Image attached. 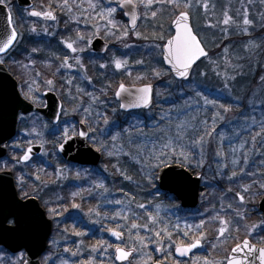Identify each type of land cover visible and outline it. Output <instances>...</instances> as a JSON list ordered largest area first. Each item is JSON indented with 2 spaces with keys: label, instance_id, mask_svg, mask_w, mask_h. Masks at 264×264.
Segmentation results:
<instances>
[{
  "label": "snow or ice",
  "instance_id": "6c2138e0",
  "mask_svg": "<svg viewBox=\"0 0 264 264\" xmlns=\"http://www.w3.org/2000/svg\"><path fill=\"white\" fill-rule=\"evenodd\" d=\"M259 2L264 5V0H259ZM113 3L115 6H112ZM253 4L254 0H246V3L241 0V7L237 10L236 16L230 14V7H226L217 18L215 15L216 6L211 4L210 0H108L107 4H104L102 0H57L55 7L65 13L69 21L76 24L77 27L74 38L69 35L60 41L70 54H65L62 58L56 56L55 59L59 61V64L54 69L53 62H46V67L52 69L53 77L59 74L62 69H72L75 65L85 73L83 78L91 83L92 80L87 76L83 58L78 54L85 52L92 44L93 39L100 36L101 32L106 37L116 39L126 49L135 46L130 42L131 36L137 40H151L149 55L155 58V63L151 67L152 76L154 78L169 77V83H175L181 95L185 90L194 93L190 100L184 101V105L180 106L178 111L191 108L193 104H196L199 106L198 111L203 113L202 115L186 113L183 119L175 122L169 117L168 126L158 130L160 133L158 146L156 142H153L151 148L145 151L146 145H136L135 155L132 151H123V144L119 145V150H116L115 144L110 147L99 140L98 136L103 135V132L100 131L99 121L93 124L86 115L85 119L81 121L87 124L86 129L79 131H70L69 127L53 129L52 135L54 136H59L62 133V138L58 141V151L64 152L66 146L70 149V141L79 136L90 142L97 153H103L109 158L116 157L117 162L112 167L124 180L140 183L134 181L133 177L120 167L118 159L120 152L131 157L136 164L140 165L142 180L147 186L155 187L157 181H165L179 186L192 181V176L189 173H195L197 181L204 179L202 170L206 164L205 153L209 146L215 144L212 152L214 159L219 158L215 160L217 174L222 180L231 182L238 189L232 198H238L236 207H233V204L229 202L225 209L224 197H221V211L214 212L207 221L201 219L195 225L185 224L183 230L179 223L170 225L165 222L160 215L159 204L152 205L156 209L155 213L149 211V206L144 203L135 205L136 208L143 210L142 214L132 212L131 205L136 198L131 196L125 205L131 216L124 214L123 210L115 212L112 216L105 215L106 219L117 221L115 227H109L106 230L121 243L113 245L107 240H98L88 249V258L81 259L78 264H97L96 256L93 255L97 252H101L106 257L107 264H116L117 261L121 264H125V262L126 264H165V261L170 258L171 264H256L257 260L259 264H264V220L252 225L243 223L248 219V209L241 210V207L245 203L251 202L255 196H264V172L260 173L258 179H252L251 183H243L245 177L257 176V173L248 169L250 155L264 156V152L259 151V149H264V110H262L259 119L253 114L257 106H264V76L260 77L259 91L252 90L245 100L239 96H233L234 82L237 76L242 73L239 71L241 65L230 57L232 35L250 38L243 43L244 49L249 53L264 46V39L257 42L253 36L252 29L257 24L256 20L250 18V8ZM0 6L7 10L6 24L0 28V65H2L5 63V55L14 50L22 39V34L17 31L14 25L9 0H0ZM52 7L51 3L47 6L41 5V10H36L33 7L28 10L27 15L44 21H57V15ZM118 11L127 18V23L117 19ZM210 11L212 15H209ZM194 16L197 21L203 17L205 29L219 32V40L229 41L221 49L219 58L210 55L209 43H212L214 47H220V44L208 41L206 37L201 36L200 31L197 30V24L193 23ZM258 16L259 25L264 28V12L259 13ZM166 17L170 21L169 27L172 31L165 30L164 20ZM80 24L84 25L83 29L79 27ZM147 25H151L153 29L150 36L140 30L141 26ZM30 31L37 32L35 23ZM43 32L50 34L47 26L43 28ZM39 51V48L31 49V53ZM27 59L28 63L23 61H14V63L22 69L35 70L36 60L32 58L31 54ZM234 59L238 61L242 57L236 56ZM70 60L74 63H70ZM135 63L144 65L145 61L137 59ZM110 64L114 65L116 70H124L128 77H132L128 59L119 58L113 53L110 62L101 63L99 67L107 69ZM163 65H167V67H163ZM205 68L209 70H204ZM230 70L232 74H230ZM209 71L219 78L221 82L219 90L232 97L236 101L235 103L212 98L203 91V87H206L203 81L209 78ZM135 79L140 81L146 77L137 76ZM25 83L27 88H22L20 97H16L14 100H10L0 93V149H8L11 154L10 160H4L0 164V172L3 173H12L15 169L27 165L32 159L34 139L42 135L40 131H37L36 121L33 120L32 127L22 129V139H12L13 132L5 126L3 120L5 112L13 104L19 106L21 97L24 101L39 106L42 101L37 95L38 87H35L39 83L45 84L50 91L56 89L55 79L43 78V74L38 71L35 72V76H30ZM66 83L72 85V79L66 80ZM77 91L84 90L77 88ZM100 91L102 95L107 94L103 88ZM87 95L93 102L100 99L93 93H87ZM68 96L70 99H75L71 88L68 90ZM115 97L120 101V108H148L153 101V87L151 83L137 87L135 83L126 85L121 81L118 90L115 91ZM249 109L252 111H248ZM90 110L91 105L83 111L90 113ZM234 110H236L235 117L230 115ZM101 118L105 125L109 123L106 115ZM12 119L13 122L25 123L27 118L12 108ZM235 120L241 122V131H234V135L241 136L242 132H247V136L242 137L238 145L229 143L228 150L225 151L224 142L231 138L218 132L217 128L221 124L234 123ZM56 122L59 123V118ZM43 127L46 128L47 125L45 124ZM117 136H112L111 139L116 141ZM28 137L32 138L28 139ZM5 140L11 142L5 143ZM44 143L41 140L40 146L44 147ZM261 163L264 164V160H261ZM58 173L62 174L63 169H58ZM76 175L79 177L80 173L77 172ZM36 179H40L39 175L36 176ZM3 184L10 185V179L0 177V185ZM17 184L23 193L21 200H35L39 196L38 190L30 194L25 189L24 175H17ZM253 186H256L257 191H252ZM95 188L103 190L101 195L108 192V188L103 182L95 183ZM231 192H233V187H228L226 193ZM80 194L75 192L72 195L76 197ZM44 203L47 207L48 217L59 228L60 224L56 217L62 215V212L55 207H48V201ZM109 203L125 204V201L115 200L109 201ZM71 206L77 209L81 208V205L75 202ZM86 215L91 223H97L98 221L93 220L92 217H100L101 212L96 208H90ZM142 215L145 219L140 222ZM229 216L232 218L230 219ZM209 221L218 225L216 242H210L212 249L226 243L229 238L239 241V237L233 236L232 233H239L242 227L246 230L248 237H252L257 229H260L261 233L256 237L257 243H253L252 239H243L235 243L230 253L223 259H216L210 255L201 257L195 255L194 250L204 247L207 240L205 225ZM47 227H51V225L47 224L44 214L40 213L38 208L20 203L15 199V196L7 206H0V264H30V261L25 258V251L21 249L26 246L28 241L34 239L39 231ZM63 231L67 233L68 228L65 227ZM72 232L77 237L87 235L85 231L77 230L76 224H73ZM8 239L15 244V247H12V255H8V250L2 247L5 240ZM52 243L57 242L53 240ZM80 244H84V241L81 240ZM109 249H114V251L109 253ZM64 251L67 252L69 249L65 248ZM153 252L159 253V258L154 259ZM72 255L82 256L83 251L78 248L72 252ZM183 257L189 259L181 260L180 258ZM50 259V255H45L39 264H49ZM100 264H104V262L101 261Z\"/></svg>",
  "mask_w": 264,
  "mask_h": 264
},
{
  "label": "rangeland",
  "instance_id": "374dc122",
  "mask_svg": "<svg viewBox=\"0 0 264 264\" xmlns=\"http://www.w3.org/2000/svg\"><path fill=\"white\" fill-rule=\"evenodd\" d=\"M11 2V0H9ZM104 4L108 3V0H102ZM246 3V0H244ZM12 3V2H11ZM211 4H214L215 7V15L217 18H219L220 14L226 7H230L231 12L230 14L236 16L237 10L240 9L241 7V0H210ZM112 6H115V3H113ZM264 12V5H261L259 0H254L253 6L250 8V18L254 19L257 21V24L254 29H252L253 36L256 38L257 42H260L261 39H264V28H261L259 25V16L258 14ZM18 14V12H16ZM118 14V12H117ZM116 14V16H117ZM209 15H212V12L210 11ZM67 16V15H66ZM25 17V16H24ZM23 17V18H24ZM68 17V16H67ZM22 18V20H23ZM239 18V17H237ZM22 20L18 17L17 18V25L19 29L21 30V33L23 34L22 39L20 40L17 48L22 49L20 45L23 43L24 39V33L27 34V26L28 24L26 22H22ZM193 23L197 24V30L200 31L201 36H204L207 38L208 41H215L220 44V47H214L212 43H209V50L212 51V54L215 58H219L221 55V49L223 48L224 45L228 44L229 41L227 40H219V32L213 29H205L203 27L204 20L203 17L199 19V21L196 20L195 16L193 17ZM170 21L167 19V17L164 20V27L166 31H171V28L169 27ZM40 31V27L37 26ZM44 28V27H42ZM140 30L145 34V35H151L153 29L151 25L147 26H141ZM29 32V31H28ZM215 32V35L213 33ZM103 33V32H101ZM257 33V34H256ZM106 37V36H105ZM250 38L247 36H241V35H232L231 36V48H230V57L233 58L234 62L238 63L241 65L239 68V71L242 73V75L237 76L236 81L234 82L233 85V96H239L241 97L242 100H245L247 98V95L252 91V90H257L259 91L260 89V77L264 76V46H262L259 49H254L252 53L247 52L244 47L243 43L248 41ZM130 42L136 43V42H142L143 43V48H144V55L147 58L145 60V64L143 65L144 73L145 75L151 74V67L155 63L152 61V56L148 55L151 51L150 45L152 44L151 40H137L135 39L134 36L130 37ZM162 43V42H161ZM64 47V45H62ZM65 50L68 51L70 54L69 50L64 47ZM146 49V50H145ZM146 51L148 54H146ZM15 59L13 58V61H23V58L20 55L21 54L18 51H15ZM239 56L242 57V59L235 61V57ZM124 59V58H123ZM155 59V58H154ZM249 59L248 65L251 64L249 67L246 65L245 60ZM130 59H128L129 61ZM255 60V62H254ZM70 63H74V61H69ZM130 62V61H129ZM114 66V65H113ZM22 69V68H21ZM67 78L72 79V85H68L69 88L72 90V95L75 97V99H70L68 96V90H65L64 92H59L65 99V101L68 102L69 105L72 104V101L77 100V88L79 86L83 87L84 83H88V81H85L84 77V72L82 70H79L75 65L72 69H64ZM122 71V70H121ZM124 71V70H123ZM210 72V71H209ZM211 78L214 82L212 85L217 84V87H203V91L206 92L210 97L212 98H219L221 101H227L229 103H235L232 99V97H229L225 93H222L219 89L221 87V82L219 78L215 77L211 72L209 73ZM230 74H232L230 70ZM75 77V79H73ZM153 77V76H152ZM78 79V80H76ZM159 80L160 84L162 81L166 82V84L170 85L169 88L167 87H160V90L157 91L155 94L156 98V105L155 109L150 110L148 112H145L141 115H138L136 118L135 117H130V116H123L119 117L120 113L118 110L114 108V106H111L110 103L105 102L104 100L99 99V101L93 102L91 98L89 97V102L85 106V108H88L89 105H91V110L90 113H85L83 110L79 111L80 115L82 116V119H85V116L87 115L89 120L95 124L96 121H99L100 124V131L103 132L102 136H98L99 140H102L104 143L108 144L110 147L111 145L115 144L117 146L116 150H119V145L123 144L124 149L123 151H132L133 155L136 153V145H146L145 151H148L151 148V145L153 142L157 143V146L159 144L158 141V136L160 135L159 129L165 128L168 126L169 123V117L173 122L181 120L185 117L186 113H193L196 115H202L203 113L198 111L199 106L196 104H193L191 108H184L183 111H178V108L180 106L184 105L185 100H190L192 95L194 93H191L188 90H185L184 96H181L180 91L177 88V85L175 83H169V77H162V78H155ZM243 79V80H240ZM77 81V82H76ZM145 81V80H144ZM204 83V81H203ZM219 86V87H218ZM35 87H38V92L37 95H41L40 91V85H35ZM47 87V86H46ZM164 89V90H163ZM183 97L184 99H179L177 100V96ZM41 99V98H40ZM42 101V99H41ZM115 109V111H114ZM262 110H264V106H257L256 109L254 110L253 114L259 119L262 114ZM248 111H252L249 109ZM110 112L111 116H109ZM106 115L109 123L105 125L102 120V116ZM231 116L235 117L236 116V110H234L233 113L230 114ZM162 117H165V119H162ZM36 121V127L37 131L41 132V137L35 138L33 144H38L41 145V140H43L44 143V151L43 154L41 155V161L39 162L42 166H49L48 171L44 172L45 174L49 172V175L51 179H53V182L47 181V183L41 184L40 189L38 191H41L39 193V198H43V201H48V206L49 207H55L57 210H59V202L62 200V196L60 195V192H62V188L66 187L64 189H67L66 191L70 192L71 194L75 192L81 193L82 191H87L90 189V191H95L96 194L91 195L95 196L97 199V206L96 209L101 212L100 217H95L93 216V220H97V223H91L89 220L88 216L86 213L88 212H81L79 209L76 208L77 211V223H78V228L79 230L85 229V232L87 235L90 232V229H99L100 224L102 222H106L105 220H110L106 219L105 215L107 216H112L115 214L117 211H122L124 214H128L131 216V213L128 212V209L125 207L127 205L128 200L130 199L131 195L126 196L125 193L122 195H118L116 193H111V189L108 186V183L105 182L107 178H114L116 176H120L116 170L112 167L113 164L117 162V158H109L106 155L103 154L104 156V162L102 165L98 168V175L89 173V172H81L80 169H77L75 167L69 166V165H63L62 163L59 162V159L57 158V155L53 149L55 146V143L59 141L62 137V133L59 136H54L52 135L53 129H60L62 127H69L70 131H74V120L72 119V109L65 111L61 124L58 126H51L47 124V122L41 117H30L26 119L25 123H21V131L20 134L18 135V139L23 138V131L22 129L25 127H32V121ZM240 121L235 120L234 123L230 124H221L218 126L217 131L224 133L227 137H230V140H225V151L228 150V144L231 143L232 145H238L239 142L241 141L242 137L247 136V132H242L241 136H235L234 131H241L240 129ZM47 125V127H43V125ZM122 125V129L120 128ZM118 134V136H117ZM112 136H117V140L113 141L111 139ZM32 137H28V139H31ZM58 138V139H56ZM53 139V140H50ZM56 141V142H53ZM131 142V143H130ZM215 147V144L209 146L205 153V158H206V164L204 169L202 170V174L204 176V179L202 180V188L205 187L207 190V193L205 197H201V206H202V212L199 210L197 211L196 215H207V219L209 218L210 215H212L214 212H219L221 211V197H224L223 204L226 206L229 202L233 204V207L237 206V200L232 199L234 197L235 191L238 189L231 183L228 182L227 180H222L220 176L217 174L216 171V163L215 160L219 158L213 157V152L212 149ZM259 151L264 152V149H259ZM239 155V153H237ZM119 165L121 168L125 169L129 175L133 177L134 181H139L140 183H133L128 180H124L125 184L128 182L129 184L132 185L133 192L135 193H143V192H148L153 194L149 199L143 200V202L138 201V199H135L131 205L132 212L134 213H143L142 209H138L135 207L137 203H144L149 206V211H152L155 213L156 209L152 207V205L159 204L160 205V215L163 217L165 222L167 223H173L174 222L179 223V224H188L189 222L186 220L185 216L183 217L180 214V211L178 210L179 207L175 204H173L172 201H168L167 198L161 195V193L158 192V188L155 187H150L147 186L144 181L142 180V173L140 172V165L136 164L135 161L129 157L123 155V152H120L119 156ZM261 160H264V156L262 155H250L249 162H248V169L257 173L256 177H245V180L243 183H251L252 179H258L260 177V173L264 172V164L261 163ZM105 163V164H104ZM41 165H36L34 166H29L24 168L22 167L21 173L28 172L29 169H33L36 173L37 170H43V168H40L39 166ZM58 169H63V173H58ZM200 171V170H198ZM79 172L80 176L78 177L76 173ZM96 173V172H95ZM91 178L89 177H93ZM33 180L37 181L36 178L32 177ZM103 182L108 188L107 193H101L103 192L102 189H97L95 188V183ZM123 184V181H122ZM228 187H233V192L231 193H226V189ZM127 188H130L127 186ZM89 191V192H90ZM252 191L255 192L257 191L256 186H253ZM204 193V192H203ZM73 197V195H71ZM50 196V197H49ZM90 196V197H91ZM141 196V195H140ZM259 195L255 196L254 199L251 202L245 203L242 207L241 210L243 211L244 208L248 209V214L251 211L254 210V207L251 208L255 204V207L257 206V203L259 201V198H257ZM49 197V198H48ZM115 200H124L125 204H115V203H109V201H115ZM45 204V203H44ZM80 211V212H79ZM230 212V210H228ZM104 212V213H103ZM105 212L112 213L111 215H108ZM74 217L75 216H71ZM231 219L232 217L229 216ZM57 222H59L60 227L56 228L57 229V235L53 237L52 241L55 240L57 243L53 244L51 239H50V249L49 252L46 253L45 255H50L51 259L49 260V264H64V262H67V264H78V262L81 259H87L89 256V247L86 246L85 244H80V241L83 240L82 238L84 237H77L75 235H69L70 230H72L73 224H76V222H72L71 225H69L68 232L65 233L63 229L66 226L65 224L68 223V219L66 216L59 215L56 217ZM114 221V220H110ZM123 223V221H121ZM211 224H214V222H209ZM67 248L69 251H64V249ZM81 249L83 251V255H77L73 256L72 252L76 251L77 249ZM11 255V254H8ZM44 255V256H45ZM98 255V252L96 253ZM95 255V256H96ZM43 256V257H44ZM42 257V259H43ZM41 259V260H42Z\"/></svg>",
  "mask_w": 264,
  "mask_h": 264
},
{
  "label": "flooded vegetation",
  "instance_id": "af4514ba",
  "mask_svg": "<svg viewBox=\"0 0 264 264\" xmlns=\"http://www.w3.org/2000/svg\"><path fill=\"white\" fill-rule=\"evenodd\" d=\"M14 1L15 0H11L10 6L12 8V15L15 18V6H14ZM52 4V10L56 13L57 15V21H44L40 18H36V17H30L27 15L28 10H19L20 12L22 11L23 16H25V19L27 21V35H26V47L24 49H15L14 51H18L21 53V51L24 53V63H28V59L27 57L31 54L32 58L36 60V66H35V70H25V69H21V67L14 63L13 58L15 57V54H9L6 55L5 58V63L2 64L6 70L9 72V74L18 82V89L19 92L21 94V89H26L27 88V84L25 83V81L30 77V76H35V72H41L43 74V78H54L55 82H56V89L55 91H50L48 90V88L46 87L45 84L43 83H39L40 85V91H41V95L40 98L42 99V103L38 106V105H34L31 104L30 102L26 101L27 103H30L31 105L35 106L38 109H44L47 107V93H51L55 96L56 100L61 104V113L59 114L58 118H59V123L57 122H52L50 121L43 113L41 112H29L28 114L25 115L26 118H30V117H42L47 124L51 125V126H58L59 124H61L63 115L65 113V111L67 110H71L72 109V119L74 120V131H79L81 129H86L87 128V124L82 123L81 121L82 119V114L80 115L81 111L85 108V106L88 104L89 102V96L87 95V93H93L95 96H98L101 100H104L105 102H108L111 104V106H114V108L116 110L119 111L120 116L119 117H123V116H130V117H137L138 115H141L145 112H148L149 110H153L155 109V105H156V98H155V94L157 93V91L160 90V87L162 86H166V82L162 81L161 84L158 81L159 85H156L155 83H151L153 86V107L149 110H144L143 108H139V109H123L120 108L119 103L120 101H118V99L115 97V91L118 90V85L119 83L122 81L124 82L126 85H132L133 83H135V85L137 87L139 86H143L144 84V80H140V81H136V77L137 76H147L143 71V65H137L135 63V61L137 59H143L145 58L144 55V48H143V43L142 42H136L133 43L135 46L133 48H124L123 45L118 42L116 39L114 38H110V37H105L104 33H101L100 36H97L93 39L92 44L86 49L85 52H83L82 54H78L81 55L83 58V63L85 65V67L87 68V76L91 77L92 82L91 83H84L83 87L79 86L78 88L83 89L84 91L82 92H77V100L76 101H72V104L69 105L67 101H65L64 97L59 93L64 92L65 90H67L69 88L68 84L66 83L65 78H67V74L65 72L64 69L61 70V72L59 74H57L55 77L52 76V69H49L48 67H46V62L51 61L53 62V69L58 66L59 61H57L55 59L56 56H60L61 58L65 55V54H69L67 50H65V48L62 46L61 44V39L66 38L67 36L71 35L73 36V38L75 37V29L77 27L76 24L72 23L71 21H69V18L66 16L65 13H62L61 11H59L56 7L55 4L57 3V0H33V7L36 10H41V5H49ZM117 19L121 20L123 23H127V18L123 17L119 11L117 14ZM35 23L36 27L39 26L40 27V31L39 28L37 27V32L36 33H32L30 31L32 25ZM139 23V22H138ZM47 26L48 28V33L50 34H45L43 32V28ZM79 27L81 29L84 28L83 24H80ZM29 31V32H28ZM89 33L91 31V28L89 26L88 29ZM96 39H101L103 41V43L106 45L105 48L103 49H97L94 47V41ZM39 48L40 51L38 53H31V49L32 48ZM107 49V51H106ZM115 54L117 57L119 58H124V59H130L129 61V68L132 71V77H128L125 74V71H121V70H116L115 67L110 64L109 68L107 69H101L99 67V65L101 63H109L111 60V56L112 54ZM14 60H16L14 58ZM85 75V73H84ZM22 77V78H21ZM152 77V76H150ZM78 80V79H76ZM87 81V80H85ZM146 81V80H145ZM77 82V81H76ZM110 85V87H109ZM170 85L167 84V88H169ZM104 89L106 91V95H102L101 94V89ZM46 105V106H45ZM80 111V113H79ZM109 116H111L110 112ZM24 115V114H23ZM122 129V125L120 127ZM21 131V123L19 122L18 125V134L14 139H18V135L20 134ZM62 138V137H61ZM75 138H79V136H76ZM58 139V138H56ZM53 140V139H50ZM60 140V139H59ZM11 142V141H10ZM56 142V141H53ZM37 146L39 149V153L32 156V159L27 163V165L22 166L24 168L28 167L30 168V166H38L41 165L39 162L41 161V155L43 154V151L45 150L43 147H41L38 144H33V147ZM92 149L93 151H95V149L91 146L90 142L86 141L85 146L82 147H76V149L73 151V153L71 154V156L73 158H77L78 160H67L64 156V154L62 152L58 151V141L55 143V146L53 147L57 158L59 159V162L62 163L63 165H69L72 167H75L77 169H80L81 172H89L95 175H98L97 171L98 168L102 165V163L104 162V156L103 153H99L100 154V159L96 160L95 156L90 155L89 150ZM11 159V154L10 151L7 149V155L4 158L0 159V164H2V162L4 160H10ZM105 164V163H104ZM22 167L15 169L12 174L15 180V185L17 187V191H18V195L21 198L23 193L20 189V187L17 184V175H24L25 177V189L31 194L36 190L40 189L41 184L44 185V183H47V178L49 177H45L44 176V172L46 171V169L49 166H39L40 168H43V170H37L36 173L35 171L32 169L28 168V172L25 173H21V169ZM122 167V166H121ZM51 168V167H49ZM33 171L35 173L34 178H36L37 175H39L40 179L38 181L33 182ZM96 172V173H95ZM91 178V180L93 178H95V176L93 177H89ZM37 180V179H36ZM123 181V184H122ZM105 182L108 183L109 188L111 189V193H116L118 195H122L123 193H129V195L131 196H135L136 199H138V201L143 202V200L149 199L153 194L148 193V192H143V193H135L133 192L132 189V185L129 184L128 182L125 184L123 178L121 176H116L114 178H107L105 180ZM127 186H129L130 188H127ZM158 187L157 183H156V188ZM65 188V187H63ZM82 191L81 194L79 196L76 197H71L70 195L68 197H66L63 200H60V205H59V210L60 212H62L63 216H66V218L68 219V223L65 224L66 226L64 227H68L69 225H71L72 222H76V226L78 228V219H77V211L76 208H73L71 205L73 202L75 203H79L81 205V208L79 209L81 212H88L90 208H96L97 206V199L95 198V196H91L96 194L95 191ZM42 192L39 191V193ZM158 192L161 193L162 196H164L165 198H167L168 201H172L173 204L177 205L179 207V211L180 214L185 218L186 220L189 222L188 224L191 225H195L198 224L199 221L201 219H205L206 220V214L203 215H196L197 211L199 210L200 212H202L203 210L201 208H196V209H189V208H185L182 206L181 202L177 199V197L169 192H162L158 189ZM202 194V192H201ZM72 195V194H71ZM141 195V196H140ZM91 196V197H90ZM259 197V201L261 200V198H263L264 196H258ZM40 205L43 207V209L45 210L46 214L47 213V207L44 204L43 199L40 197H37ZM26 200V199H23ZM258 201V204H259ZM200 203H201V199H200ZM257 206L255 207V204L252 206L254 207V210L249 212L248 214V220L249 222L247 223L246 221L243 223H246L248 225H252L254 223H258L263 219L262 213L259 210V207ZM251 207V208H252ZM79 211V212H80ZM104 213V212H103ZM108 215H111L112 213L109 212H105ZM142 214V213H140ZM71 216H75L74 217H70ZM145 219V217L142 215L141 216V221L143 222V220ZM106 222H102V224H100L99 229H90V232L88 235L84 236L82 239L84 241V244L86 246L89 247V249L96 244V242L98 240H107L109 243H112L113 245L115 244H120L121 241L116 240L115 237L111 236V234L106 230L109 227H115L117 221H110V220H105ZM53 222V221H52ZM121 222V221H120ZM173 223H169L170 225H174L176 224V222H174V220H172ZM122 223V222H121ZM184 225L185 224H180L181 226V230L184 229ZM57 227L55 226L54 222H53V231L51 234V241L53 239V237L55 236V234L57 235ZM79 230V229H77ZM205 230L207 232V240L205 241V245L202 248L196 249L194 250V254L198 255V256H206V255H210L211 257H214L216 259H223L226 255H228L230 253V250L232 247L235 246V243L242 241L243 239H252L253 243H257L256 237L258 234L261 233L260 229H257L256 233H253L252 237H248L246 230L242 227L239 233L233 232L232 235L233 236H238L239 237V241L234 240L232 238H229L228 241L226 243L220 244V246H218L216 249H212L211 248V244L210 242H216L215 238L217 233H215L213 236H209L208 235V228L205 225ZM80 231H85V229L80 230ZM74 235L72 230H70V234L69 235ZM53 236V237H52ZM176 238V237H174ZM49 240V243L51 242ZM50 247V246H49ZM153 247V246H150ZM114 251V249H109V253H112ZM93 255H96V253H94ZM256 255V254H253ZM160 254L153 252V257L155 258H159ZM181 260L187 261L189 258L188 257H183L180 258ZM96 260H97V264H100L101 261L104 262V264H107L106 261V257L101 253L98 252V255H96ZM259 264V261H256ZM116 264H121V262L117 261ZM126 264V262H125ZM165 264H171V258L167 261H165Z\"/></svg>",
  "mask_w": 264,
  "mask_h": 264
},
{
  "label": "water",
  "instance_id": "95a60500",
  "mask_svg": "<svg viewBox=\"0 0 264 264\" xmlns=\"http://www.w3.org/2000/svg\"><path fill=\"white\" fill-rule=\"evenodd\" d=\"M18 3L21 7L23 8H29L31 6V0H18ZM6 12L7 10L3 7L0 6V28H2L6 24ZM94 47L103 49L106 47V45L103 43L101 39H96L94 41ZM167 67V65H165ZM3 75L0 73V76ZM5 75H3L4 77ZM6 78V76H5ZM8 78H6L7 80ZM7 82L3 81L0 78V93H2L6 98L10 100H14L18 96L17 92V84L13 82V80L8 79ZM153 87V86H152ZM47 107L45 109L38 110L39 112H42L50 121L56 122L59 114H60V108L61 104L56 100L55 96L51 93H47ZM130 99V98H129ZM152 106V104H151ZM150 106V107H151ZM148 107V108H150ZM12 108H15L17 111L22 110L23 112H29L33 108H30L29 106H26L25 103H23L20 100V105H11L10 108L5 112L3 120L5 123V126L10 129L13 132H15L16 129V122H13L12 119ZM143 108V107H141ZM131 109H139V108H131ZM128 109V110H131ZM146 109V108H145ZM7 141V140H5ZM4 141V142H5ZM86 141L83 140L81 137L79 138H74L72 141H70L71 148L69 149L68 146L65 147V151L62 152L67 160H78L77 158H73L71 154L73 151L76 149V147H82L85 146ZM90 149V148H89ZM0 153L2 151L0 150ZM39 153L38 147H33V153L32 156L36 155ZM90 155L95 156L96 160L100 159L99 153L96 151H93L92 149L89 150ZM179 171V169H177ZM189 175H191L189 173ZM192 176V175H191ZM0 177H4L6 179H10L11 184H3L0 185V206H7L13 196H15V199L20 201L17 198L15 188L13 186L12 182V175L11 174H1ZM200 182L201 180L197 181L196 176H192V181L187 182L182 185H175L172 183H166L165 181H157L159 188L162 191H168L172 194H174L179 201H181V204L185 208H196L199 204V197H200ZM5 187V188H4ZM23 204L27 205H32L38 208V211L40 213L44 214V219L47 221L48 225H51V227H47L39 231L37 236L28 241L26 243V246L21 249L25 250L26 256L25 258L30 261V264H39L41 255L46 251L47 249V241L50 237V234L52 232V221L47 219L45 212L41 209L39 203L36 200H28L26 202H21ZM259 209L263 213V218H264V197L261 199L259 202ZM5 248L10 250L12 252V247H15V244L10 240H5L4 244ZM11 245V247H10ZM256 264H258L256 262Z\"/></svg>",
  "mask_w": 264,
  "mask_h": 264
},
{
  "label": "trees",
  "instance_id": "16d2710c",
  "mask_svg": "<svg viewBox=\"0 0 264 264\" xmlns=\"http://www.w3.org/2000/svg\"><path fill=\"white\" fill-rule=\"evenodd\" d=\"M257 34V33H256ZM26 38L25 39H23V43L20 45V47H22V49H24L25 47H26ZM23 51V50H22ZM21 51V54H17V55H20L22 58H24V53ZM16 54V53H15ZM210 55H213L212 54V51L210 52ZM248 61H249V59H246L245 60V63H246V65H248ZM254 62H255V60H254ZM249 67L251 66V64H249L248 65ZM202 67H203V65H202ZM204 70H209L208 68H205ZM210 73V72H209ZM146 77V81H144V83H155L156 85H159V83H158V81L159 80H157V79H155L154 77H150V74H147V76H145ZM22 78V77H21ZM211 80H213L212 78H211V76H210V74H209V78L208 79H206V80H204V85H206V87L208 86H210V88L213 86L214 88L215 87H217V84H215V85H212V84H214V83H211V82H214V81H211ZM240 80H243V79H240ZM219 87V86H218ZM176 96H177V100H179V99H184L185 98V95H181V96H184V98L183 97H181V96H179L178 94H176ZM195 174V173H194ZM207 189V188H206ZM205 189V187L204 188H202V193H203V197H205V195H206V193H207V190ZM69 195H68V193H66L65 191L62 193V197H63V200L66 198V197H68ZM210 222V221H209ZM206 223V226H207V228H208V235L209 236H213L215 233H216V228L218 227V225L216 224V223H214V224H211V223ZM246 222L248 223L249 222V220L247 219L246 220Z\"/></svg>",
  "mask_w": 264,
  "mask_h": 264
}]
</instances>
